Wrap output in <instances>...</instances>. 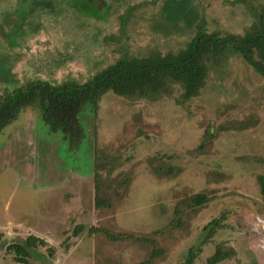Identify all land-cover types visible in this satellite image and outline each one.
<instances>
[{"label": "rangeland", "instance_id": "374dc122", "mask_svg": "<svg viewBox=\"0 0 264 264\" xmlns=\"http://www.w3.org/2000/svg\"><path fill=\"white\" fill-rule=\"evenodd\" d=\"M89 2L94 15L62 0H0V92L30 77L84 81L123 56L177 51L201 20L241 34L264 4ZM172 88L153 99L103 94L83 113L76 147L34 108L2 129L0 264L13 256L3 244L29 234L46 244L28 264H180L190 249L192 264H205L217 247L225 256L216 264H264V77L231 54L209 64L194 98L178 103ZM195 193L207 200L187 207Z\"/></svg>", "mask_w": 264, "mask_h": 264}, {"label": "trees", "instance_id": "16d2710c", "mask_svg": "<svg viewBox=\"0 0 264 264\" xmlns=\"http://www.w3.org/2000/svg\"><path fill=\"white\" fill-rule=\"evenodd\" d=\"M62 1L86 15L97 13L91 8L85 9L89 0ZM259 8V12L254 16L256 20L244 33L208 31L201 20L195 24L193 34L183 48L165 54L123 56L89 75L84 81L65 79L55 82L30 77L18 83L2 84L0 132L21 110L34 108L40 113L50 131H60L71 146L76 147L85 136L81 123L83 113L90 110L94 112L98 100L107 92L130 100L153 99L162 93L170 94L172 87L178 85L180 93L176 101L184 103L199 94L205 83L209 64L219 63L231 54L240 56L254 71L264 77V4ZM12 9L13 7L4 13L3 22L10 12H13ZM16 25L20 27V22ZM2 26L0 23V28H3ZM10 37L13 38L12 35ZM257 180L264 197V175H258ZM206 200L203 193H195L188 195L183 202L187 207H191L199 206ZM95 202L100 204L97 197ZM173 213V223L177 224L180 215L177 205ZM216 223V220H211L208 225ZM78 229L80 227L74 228V234ZM91 229L103 231L111 240L129 236L111 234L102 228ZM45 244L43 238L33 234L27 235L19 242H5V252L13 256L11 262L1 264H28L30 252ZM224 256L217 247L206 259L205 264H216ZM192 260L193 250L190 249L180 264H192Z\"/></svg>", "mask_w": 264, "mask_h": 264}, {"label": "crops", "instance_id": "0c3cea01", "mask_svg": "<svg viewBox=\"0 0 264 264\" xmlns=\"http://www.w3.org/2000/svg\"><path fill=\"white\" fill-rule=\"evenodd\" d=\"M221 260H223V259H221ZM221 260H220V261H221ZM220 261H219V262H220Z\"/></svg>", "mask_w": 264, "mask_h": 264}]
</instances>
